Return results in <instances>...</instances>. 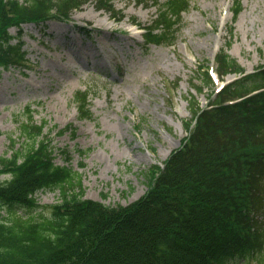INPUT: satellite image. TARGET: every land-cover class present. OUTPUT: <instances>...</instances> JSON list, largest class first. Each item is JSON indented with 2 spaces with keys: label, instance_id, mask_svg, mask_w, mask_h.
<instances>
[{
  "label": "trees",
  "instance_id": "trees-1",
  "mask_svg": "<svg viewBox=\"0 0 264 264\" xmlns=\"http://www.w3.org/2000/svg\"><path fill=\"white\" fill-rule=\"evenodd\" d=\"M87 1L0 0V66L28 61L21 29L14 44L11 27L67 19ZM96 1L113 10L114 0ZM188 8L189 0H168L143 35L145 43L173 45L167 36L174 37ZM240 11L236 0L235 15ZM217 65L221 75L244 71L224 51ZM201 83L193 84L199 93L213 89L207 68ZM263 89L261 67L212 92L211 108L201 109L192 96L189 110L197 121L193 128V119L184 122L189 136L164 168L153 166L145 174L147 192L127 206L84 198L82 178L54 162L44 136L47 122L34 125L30 116L22 125L25 151L0 157V175H9L0 182V264H264V229L255 219L264 195ZM75 102L82 119L92 117L88 94L77 93ZM49 188L58 189L61 200L49 216L18 213L37 208L36 193Z\"/></svg>",
  "mask_w": 264,
  "mask_h": 264
},
{
  "label": "rangeland",
  "instance_id": "rangeland-1",
  "mask_svg": "<svg viewBox=\"0 0 264 264\" xmlns=\"http://www.w3.org/2000/svg\"><path fill=\"white\" fill-rule=\"evenodd\" d=\"M190 4L171 47L142 46V31L131 21L150 25L157 8L137 0L115 2L122 20L91 1L69 21L50 22L46 28L25 26L22 40L31 68L0 73V156L10 157L13 148L25 150L28 142L21 126L29 121L26 108L31 106L34 124L48 121L45 132L50 131L56 163L82 176L86 198L107 205L141 198L148 190L149 168L162 166L187 135L182 119L191 117V95L204 105L208 102V89L198 94L191 85L201 74L199 68L213 66L222 48L247 72L264 65V0H242L236 20L233 0ZM17 32L11 30L15 36ZM228 39L230 48L225 46ZM194 82L200 84L197 78ZM78 91L89 92L92 120L79 118L73 101ZM70 125L76 128L75 137L70 131L57 134ZM6 178L2 175L0 181ZM36 198L39 208L18 213L50 215L60 193L46 189ZM258 219L264 228V195Z\"/></svg>",
  "mask_w": 264,
  "mask_h": 264
}]
</instances>
